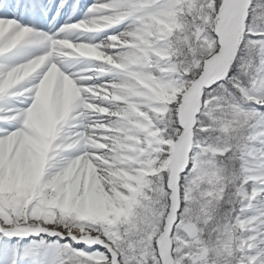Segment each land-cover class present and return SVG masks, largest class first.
Listing matches in <instances>:
<instances>
[{
  "label": "snow or ice",
  "instance_id": "obj_1",
  "mask_svg": "<svg viewBox=\"0 0 264 264\" xmlns=\"http://www.w3.org/2000/svg\"><path fill=\"white\" fill-rule=\"evenodd\" d=\"M0 264H264V0H0Z\"/></svg>",
  "mask_w": 264,
  "mask_h": 264
}]
</instances>
